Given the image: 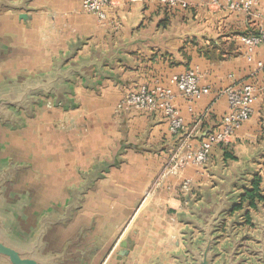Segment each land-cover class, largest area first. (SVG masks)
Returning a JSON list of instances; mask_svg holds the SVG:
<instances>
[{"label": "crops", "instance_id": "0c3cea01", "mask_svg": "<svg viewBox=\"0 0 264 264\" xmlns=\"http://www.w3.org/2000/svg\"><path fill=\"white\" fill-rule=\"evenodd\" d=\"M27 6L26 20L16 10L0 11V83L52 72L56 65L71 77L40 95L31 113L22 111V125L0 123V166L8 158L26 165L9 196L23 201L22 223L29 230L43 214L64 213L78 195L81 206L72 220L46 237L48 255L70 245L54 264H178L185 231L199 235L193 221L202 213L226 204L231 194L240 196L256 176L264 193V94L234 140L216 146L205 165H189L155 185L189 131L195 129L191 141L197 144L220 127L228 111L223 89L264 81V69L257 70L264 45L250 61L239 39L258 28L245 14L225 13L208 0H195L184 11L158 0H113L110 21L102 24L83 11L82 0H27ZM196 67L212 91L194 101L177 94L185 131L173 133L161 112L118 108L140 85L169 84ZM186 178L191 185L182 192ZM150 188L153 195L142 204ZM225 213L228 222L235 217ZM251 215V235L260 238L264 202ZM123 241L128 252L120 255Z\"/></svg>", "mask_w": 264, "mask_h": 264}, {"label": "water", "instance_id": "95a60500", "mask_svg": "<svg viewBox=\"0 0 264 264\" xmlns=\"http://www.w3.org/2000/svg\"><path fill=\"white\" fill-rule=\"evenodd\" d=\"M4 9L21 12L20 18L26 20L28 19L26 12L30 7L27 6V0H0V11ZM4 54V49H0V55L4 56ZM70 77L71 73L61 70L60 66L56 65L52 72L45 74L39 73L17 81L6 78L0 83V123L13 127L22 125L20 113L22 111L26 114L31 113L34 104L40 101V95L49 96L56 89L61 78ZM57 104L63 103L58 101ZM2 163L0 166V264H54L58 259L67 256L65 251L70 245L62 254L48 255L46 237L54 226L72 220L74 210L81 206L78 195L75 194L64 207V213L56 211L43 214L37 221L36 227L29 230L22 223L24 220L22 213L25 209L23 201L11 200L9 196L10 188L16 181L19 171L26 165L15 162L12 158ZM247 188L244 187L245 190ZM243 194L244 192L240 196L239 193L229 195L226 204L223 202L214 205L210 214L202 213L199 220L197 218L193 221L199 235L195 237L194 229L185 231L186 250L179 255L178 264H264V236L258 238L256 235H251L250 231L247 233L244 230L246 226L252 229L254 224L252 215L251 222L236 221L238 215L234 208L240 203ZM226 211L231 216L235 215L230 222L226 221L228 217ZM222 225L226 227L220 235ZM121 246L123 249L119 252L120 255L127 254V242L123 241Z\"/></svg>", "mask_w": 264, "mask_h": 264}, {"label": "built area", "instance_id": "2783aa9c", "mask_svg": "<svg viewBox=\"0 0 264 264\" xmlns=\"http://www.w3.org/2000/svg\"><path fill=\"white\" fill-rule=\"evenodd\" d=\"M139 1V0H126ZM169 10H188L195 0H158ZM264 0H208L209 5L229 14H245L252 23L258 26L252 33L239 36L245 48V54L250 61L254 59L256 49L264 45V16L259 9ZM113 0H82V9L97 16L100 23L110 21V10ZM264 69V63H257V70ZM201 73L198 67L191 68L183 73L174 75L169 84L156 83L155 85H140L138 89L129 91L118 108H130L148 112H161L167 118L170 130L177 134L187 129L185 119L175 103L177 94L190 101L200 99L212 91L209 84L201 83ZM228 100V111L224 115L218 129L209 131L197 144L192 143V134L195 129L188 132L185 139L164 162L162 171L155 182L159 184L169 176L179 175L187 166L205 165L216 146L231 143L238 130L248 121L255 112V104L264 94V81L260 84L254 82H237L221 91ZM191 185V179L186 178L181 184V191L186 192ZM153 195V188L146 191L142 204ZM119 241L116 243V245ZM116 246H114L115 248ZM113 248V249H114Z\"/></svg>", "mask_w": 264, "mask_h": 264}, {"label": "trees", "instance_id": "16d2710c", "mask_svg": "<svg viewBox=\"0 0 264 264\" xmlns=\"http://www.w3.org/2000/svg\"><path fill=\"white\" fill-rule=\"evenodd\" d=\"M212 58L215 56L214 51L206 52ZM227 54V53H225ZM222 57V53L220 55ZM264 202V193L261 186V177H255L250 186L244 191L241 196L240 203L234 208V211H243L242 222H251V210L258 206V203Z\"/></svg>", "mask_w": 264, "mask_h": 264}, {"label": "rangeland", "instance_id": "374dc122", "mask_svg": "<svg viewBox=\"0 0 264 264\" xmlns=\"http://www.w3.org/2000/svg\"><path fill=\"white\" fill-rule=\"evenodd\" d=\"M261 11H262V5L260 6V8H259ZM0 127H1V125H0ZM2 136H0V138H1ZM5 137V136H4ZM0 150L2 151V147L0 148ZM241 229V228H240ZM244 230H245V232H247L248 233V231H250L251 229H250V227H248V226H246V227H244ZM235 231H239V229H235ZM223 232V231H222ZM251 232V231H250ZM249 241V240H248ZM250 242V241H249Z\"/></svg>", "mask_w": 264, "mask_h": 264}, {"label": "flooded vegetation", "instance_id": "af4514ba", "mask_svg": "<svg viewBox=\"0 0 264 264\" xmlns=\"http://www.w3.org/2000/svg\"><path fill=\"white\" fill-rule=\"evenodd\" d=\"M240 220L242 221V217H240Z\"/></svg>", "mask_w": 264, "mask_h": 264}]
</instances>
